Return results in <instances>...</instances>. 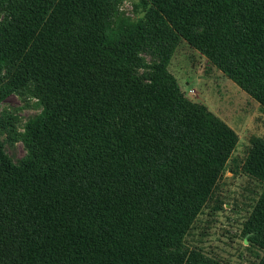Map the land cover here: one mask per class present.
<instances>
[{
	"label": "trees",
	"instance_id": "trees-1",
	"mask_svg": "<svg viewBox=\"0 0 264 264\" xmlns=\"http://www.w3.org/2000/svg\"><path fill=\"white\" fill-rule=\"evenodd\" d=\"M121 4L0 0V107L41 108L18 163L0 122V264H222L184 240L238 135L169 66L186 43L264 112V0H140L138 20ZM242 171L261 185L243 237L264 264V138Z\"/></svg>",
	"mask_w": 264,
	"mask_h": 264
},
{
	"label": "rangeland",
	"instance_id": "rangeland-1",
	"mask_svg": "<svg viewBox=\"0 0 264 264\" xmlns=\"http://www.w3.org/2000/svg\"><path fill=\"white\" fill-rule=\"evenodd\" d=\"M121 11L138 20L145 10L140 0H122ZM169 71L188 99L205 105L238 135L226 170L184 243L222 264H258L263 253L245 241L243 228L261 193V185L247 176L242 166L253 138H264V112L255 100L186 43L177 49ZM40 112L36 99L16 95L0 107V122L4 120L7 126L2 130V141L15 163L26 155L19 137L24 124Z\"/></svg>",
	"mask_w": 264,
	"mask_h": 264
}]
</instances>
